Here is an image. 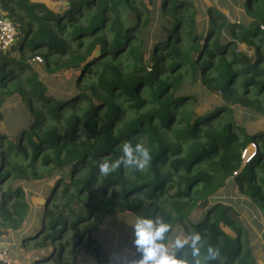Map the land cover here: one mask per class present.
<instances>
[{
  "label": "trees",
  "instance_id": "trees-1",
  "mask_svg": "<svg viewBox=\"0 0 264 264\" xmlns=\"http://www.w3.org/2000/svg\"><path fill=\"white\" fill-rule=\"evenodd\" d=\"M2 1L19 24L13 48L33 55L44 50L52 72L75 69L77 93L69 98L49 93L29 60L0 50V106L18 94L32 116L28 126L9 136L0 130V239L19 230L30 212L22 187L13 189L12 181L60 171L70 178L55 182L38 239H31L40 248L56 245V253L40 256V264H78L86 237L88 248L100 250L92 235L105 218L149 210L170 224L166 243L176 226L189 239L201 234L202 264H259L234 208L218 202L200 221L192 222L191 215L230 179L264 210V131L236 124L229 106L197 114L184 86L200 78L228 101L240 97L264 108V0L246 1L256 21L252 28L214 10L216 19L205 33L198 30L191 1L163 0L161 29L167 38L160 36L151 48L141 37L150 23L143 0H71L63 11L33 0ZM124 6L144 15V24L125 23ZM224 30L231 41L223 43ZM240 41L256 48L254 61L237 53ZM125 143H143L149 164L101 174L98 165L120 158ZM251 145L257 151L244 164L243 152ZM209 246L219 256L205 261ZM181 251L193 259L191 249Z\"/></svg>",
  "mask_w": 264,
  "mask_h": 264
},
{
  "label": "rangeland",
  "instance_id": "rangeland-1",
  "mask_svg": "<svg viewBox=\"0 0 264 264\" xmlns=\"http://www.w3.org/2000/svg\"><path fill=\"white\" fill-rule=\"evenodd\" d=\"M11 4V0H7ZM35 2L45 3L51 10L63 11L70 6L71 0H33ZM146 7L149 8L150 23L142 27L143 33L141 37L145 38L147 47L151 48L163 36L166 40V34L161 29L166 18H163V0H143ZM192 2L190 10L195 11L198 21V30L205 33L206 25L210 24L212 11L218 10L223 13L228 20L233 23L240 24L247 28L255 26V19L248 13L246 6L247 0H188ZM138 5V4H136ZM123 19L127 24H144V15L138 17L132 8L124 6ZM253 11H257L253 8ZM0 14L12 17L9 11L4 7L3 1L0 0ZM14 17H16L14 15ZM169 18V16L167 17ZM262 24V23H261ZM263 25V24H262ZM264 27V26H263ZM220 37L224 42L232 40L230 31L224 30ZM19 39V38H18ZM18 39L15 43L18 42ZM14 43V44H15ZM15 47V46H14ZM255 47H249L245 42H238L236 51L244 53L255 60ZM1 50V49H0ZM9 54L14 58L24 57L32 64L41 76V79L47 84L49 93L58 94L61 97H71L77 93L75 88V80L77 71L75 69L61 71H50L52 66L47 65V60L43 56L44 50H37L35 55L20 51L13 46L9 49ZM1 50V51H8ZM81 50V49H80ZM151 50V49H148ZM98 51V50H97ZM96 51V52H97ZM11 67V64H9ZM8 65V66H9ZM8 68V67H7ZM186 94L194 97V111L197 114H205L218 105L229 106L233 110L234 121L236 124L245 128L249 132L264 131V108L258 109V104L247 105L244 100L237 97L236 101H228L220 93H216L209 89L203 82L198 79L195 83H187L184 86ZM186 98L184 103L189 102ZM32 119L30 112L25 105L22 96L15 94L9 97L4 104L0 106V130L3 134L11 135L12 129L20 131L23 126H28V122ZM257 148L255 145L249 146L247 151L243 152L244 164H246L255 155ZM42 174L47 172L39 171ZM62 177L69 179V172H54L51 177L35 178L28 177L12 181L13 189L22 187L26 199L30 205V212L27 220L22 227L14 232L9 231L8 235L2 236L0 239V248L4 249L10 257L11 263L5 264H40L39 260L49 256L51 252L56 253V245L49 243L45 248L36 246L38 235H36L42 226L44 220V212L48 202V197L52 192L55 182ZM56 199V203H57ZM222 202L235 209L239 213V218L243 221L248 231V244L253 249L259 264H264V210L261 206L254 203L251 198L239 190L237 182L230 179L226 186L220 189L215 195L214 200L201 202L197 209L191 215L192 222L200 221L204 218L206 209L213 204ZM55 203V204H56ZM137 215L133 212L121 213L115 216H108L98 227L97 231H93L92 239H94L100 250L96 251L93 247H87L88 237L83 242L78 264H124L125 261L136 259L139 253L134 245V230L129 223H134ZM170 241L167 243L172 250V243L177 236L187 238L186 232L182 226H176ZM225 230L235 236V232L225 227ZM31 240L29 245H25V240ZM95 243V244H96ZM92 246V245H91ZM41 264H45L42 262Z\"/></svg>",
  "mask_w": 264,
  "mask_h": 264
},
{
  "label": "clouds",
  "instance_id": "clouds-1",
  "mask_svg": "<svg viewBox=\"0 0 264 264\" xmlns=\"http://www.w3.org/2000/svg\"><path fill=\"white\" fill-rule=\"evenodd\" d=\"M9 18L15 21L14 18ZM20 36L21 33L18 38ZM121 151L122 155L117 160H105L98 165L101 174L108 175L121 166L124 168L132 166L137 170H143L151 159L150 151L143 143L135 145L125 143ZM129 224L134 230L133 242L140 257L125 261L124 264H202L201 259L197 258L201 255L202 236L199 232L193 233L190 239L177 236L172 243V250H170L166 243V234L170 232L171 226L161 217H154L151 210L147 214L137 217L134 223ZM186 248L191 249L192 260L183 255L181 250ZM218 256L219 250L209 246L204 260L212 261Z\"/></svg>",
  "mask_w": 264,
  "mask_h": 264
},
{
  "label": "built area",
  "instance_id": "built-area-1",
  "mask_svg": "<svg viewBox=\"0 0 264 264\" xmlns=\"http://www.w3.org/2000/svg\"><path fill=\"white\" fill-rule=\"evenodd\" d=\"M20 35L18 24L9 17L0 15V49L8 50ZM0 263H11L7 252L0 248Z\"/></svg>",
  "mask_w": 264,
  "mask_h": 264
},
{
  "label": "crops",
  "instance_id": "crops-1",
  "mask_svg": "<svg viewBox=\"0 0 264 264\" xmlns=\"http://www.w3.org/2000/svg\"><path fill=\"white\" fill-rule=\"evenodd\" d=\"M8 17V16H7Z\"/></svg>",
  "mask_w": 264,
  "mask_h": 264
}]
</instances>
